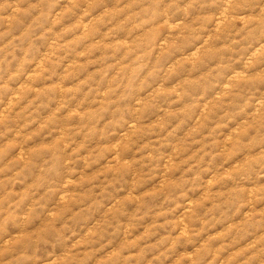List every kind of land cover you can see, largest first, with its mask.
<instances>
[{"label": "rangeland", "instance_id": "374dc122", "mask_svg": "<svg viewBox=\"0 0 264 264\" xmlns=\"http://www.w3.org/2000/svg\"><path fill=\"white\" fill-rule=\"evenodd\" d=\"M0 264H264V0H0Z\"/></svg>", "mask_w": 264, "mask_h": 264}]
</instances>
